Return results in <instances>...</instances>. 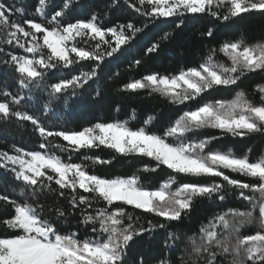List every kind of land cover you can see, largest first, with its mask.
<instances>
[{
	"label": "snow or ice",
	"instance_id": "6c2138e0",
	"mask_svg": "<svg viewBox=\"0 0 264 264\" xmlns=\"http://www.w3.org/2000/svg\"><path fill=\"white\" fill-rule=\"evenodd\" d=\"M78 7L0 0V125L34 137L0 150V264H264V148L217 145L264 139V82L241 87L264 78V37L220 39L239 19L264 17V0H102L83 17ZM113 9L131 16L111 20ZM189 21H206L198 60L117 86L164 100L166 123L151 114L133 125L134 107L123 119L60 123L89 88L101 96L113 64L130 56L125 71H139ZM129 160L139 167L111 173ZM200 204L217 211L191 235L177 231ZM138 239L156 248L132 259Z\"/></svg>",
	"mask_w": 264,
	"mask_h": 264
},
{
	"label": "trees",
	"instance_id": "16d2710c",
	"mask_svg": "<svg viewBox=\"0 0 264 264\" xmlns=\"http://www.w3.org/2000/svg\"><path fill=\"white\" fill-rule=\"evenodd\" d=\"M13 3L14 0H8ZM16 3H26L29 10L34 0H15ZM102 0H81L82 7H78L75 15L86 16L92 10V6L101 3ZM131 16V13L126 9H113L109 19L123 20ZM206 21H189L188 28L183 32H178L177 36L170 44L165 46V51L155 59L146 60L144 66L139 71H125L127 68V61L130 56L122 58L118 63L113 64L109 72L105 73L103 81L99 87L102 88V93L99 98L93 99L95 96L96 85L89 88L84 97L78 99L71 104L68 111L62 113L63 119L60 123H68L71 127H77L80 124L87 123L94 118L112 119L114 116L119 118H126L130 108H136L137 120L133 121V125L139 124L147 118L148 115L155 114L158 117V122L166 123L169 117L173 115V110L164 100L156 96H136L118 92L117 86L122 85L130 77H137L145 70L157 71H173L181 66L191 64L199 59L205 51L204 46L200 43L198 33L205 26ZM240 33L245 34L250 40H259L264 37V17L259 15H249L244 19H239L233 23L228 29L227 34L220 37V39H227L235 37ZM155 36H150L141 43H146L147 39H155ZM120 71L121 75L115 79H108L111 72ZM264 82L259 74L253 75L251 78H245L241 87L246 91L251 92L255 83ZM229 96L230 93H223ZM119 105L120 113H115V107ZM209 132L211 130H208ZM34 137L30 136L28 131L17 128L15 126L0 125V150H9L13 144L17 146L32 147ZM221 150H227L231 147L238 154L243 153L248 147H252L253 155H258L261 148H264V139L250 138L247 141L233 140L232 138H225L223 141L217 142ZM216 146V145H214ZM139 167V164L134 161L118 162L115 167L111 169L112 174H130ZM3 170L0 169V174ZM105 174V173H102ZM230 206H240V202L231 199L228 201ZM217 208L211 204H200L192 213L189 219H186L182 224L175 226V229L182 233L191 235L196 232L201 224L206 223L207 219L215 212ZM160 239L159 237L155 238ZM155 249L154 241L147 239H138L130 246L129 257L135 259L137 253L144 251L148 252L149 248Z\"/></svg>",
	"mask_w": 264,
	"mask_h": 264
}]
</instances>
